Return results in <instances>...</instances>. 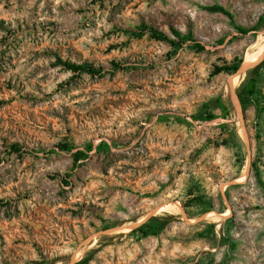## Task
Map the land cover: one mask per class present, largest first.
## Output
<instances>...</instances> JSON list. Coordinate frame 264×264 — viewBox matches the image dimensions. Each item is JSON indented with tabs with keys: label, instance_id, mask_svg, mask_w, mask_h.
<instances>
[{
	"label": "rangeland",
	"instance_id": "374dc122",
	"mask_svg": "<svg viewBox=\"0 0 264 264\" xmlns=\"http://www.w3.org/2000/svg\"><path fill=\"white\" fill-rule=\"evenodd\" d=\"M262 48L264 0H0V264H264Z\"/></svg>",
	"mask_w": 264,
	"mask_h": 264
},
{
	"label": "trees",
	"instance_id": "16d2710c",
	"mask_svg": "<svg viewBox=\"0 0 264 264\" xmlns=\"http://www.w3.org/2000/svg\"><path fill=\"white\" fill-rule=\"evenodd\" d=\"M211 10L215 12L224 13L226 15H230L223 7H220V6L213 7L211 8ZM251 31L252 30L239 28V32L244 35L249 34ZM153 33H154V36H153L154 38H156L157 40L168 41L169 43H171L173 47H175L176 51H179L186 43L193 41L192 35L184 36L178 31H174V35L177 37L178 40H173L169 38L168 36H166L165 34L158 32V31H153ZM196 45L197 47L204 49L199 44H196ZM241 64H242V61L235 65H226L223 67H218L216 70V74H220L222 72L237 73L238 70L241 68ZM263 65H264V60L259 65H257L255 68L251 70V74H250L248 82L242 89L238 90L237 92V95H238V98L240 100L243 110L248 109V107L250 106H254L256 109L257 118H260L262 114L264 113V101H262L264 97L262 96L258 88L259 82H260V78H259L260 75L258 74V72L260 71ZM66 67L69 70H72L73 72H84V73H88L92 75H99L101 73L99 69H96L92 65L87 64V63L81 64V65L68 63L66 64ZM228 116H229V113L226 111L224 118H227ZM217 118L218 117L215 115H210L205 118L196 117L195 120L209 122ZM60 147H61V150L64 152L74 151V147L72 145L64 144ZM93 149H94L93 144H90L88 145L85 151L78 150L74 152L72 155L74 157L75 164L79 163L80 161L86 160L88 158V153L92 152ZM109 149H110L109 144H107L104 141L101 142L97 146L98 152L107 151ZM254 167H255V172H256L258 183L260 184L264 192V181L261 177V172L256 164L254 165ZM68 185H69V182L66 181V186ZM162 226H163L162 220L160 218L153 217L150 220L146 221L139 228L134 230V232H140L143 235V237L157 236L160 230L162 229ZM76 264H88V261L84 259V260L77 262Z\"/></svg>",
	"mask_w": 264,
	"mask_h": 264
},
{
	"label": "bare ground",
	"instance_id": "6f19581e",
	"mask_svg": "<svg viewBox=\"0 0 264 264\" xmlns=\"http://www.w3.org/2000/svg\"><path fill=\"white\" fill-rule=\"evenodd\" d=\"M263 52H264V49L262 48L261 49V52H260V54H256V55H248V57H247V59H246V63H245V65L244 66H247L248 64H251L252 62H254L257 58H258V56H260L261 54H263ZM236 79V78H235ZM235 81V80H234ZM236 82V81H235ZM180 205V204H179ZM179 205H177V204H175V207L180 211V213H182V208L179 206ZM167 206H172V204L171 203H166V204H164V205H162V206H160V207H158L157 209H155V210H153L152 212H150L149 214H148V216H151V215H153L154 214V212L155 211H157V210H161V209H164V208H166ZM172 209V208H171ZM178 210H176V211H178ZM162 211V210H161ZM210 216V215H209ZM206 217V216H205ZM208 218V217H207ZM133 228V227H132Z\"/></svg>",
	"mask_w": 264,
	"mask_h": 264
}]
</instances>
